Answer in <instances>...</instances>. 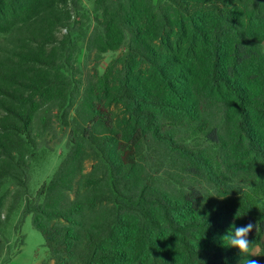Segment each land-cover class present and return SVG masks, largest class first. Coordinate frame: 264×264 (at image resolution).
I'll use <instances>...</instances> for the list:
<instances>
[{"label":"trees","instance_id":"obj_1","mask_svg":"<svg viewBox=\"0 0 264 264\" xmlns=\"http://www.w3.org/2000/svg\"><path fill=\"white\" fill-rule=\"evenodd\" d=\"M96 2L76 39L80 0H0V187L16 188L4 222L28 195L47 104L68 145L22 213L42 264H240L221 237L249 222L247 258L264 264V0ZM18 10L38 19L16 25Z\"/></svg>","mask_w":264,"mask_h":264},{"label":"rangeland","instance_id":"obj_2","mask_svg":"<svg viewBox=\"0 0 264 264\" xmlns=\"http://www.w3.org/2000/svg\"><path fill=\"white\" fill-rule=\"evenodd\" d=\"M80 6L81 10L75 17L76 32L73 36L76 39L80 36V32L91 33L96 25L93 20L100 17L96 0H80ZM72 7H74L72 3L67 6V8ZM25 16L27 21L36 20L39 16V10H35L31 15L25 14ZM11 18L16 25H21L22 21L26 19L21 10H18L17 14ZM64 34L67 35L68 32L57 33L60 38ZM15 35L7 36L3 41L12 42ZM124 53L125 49L122 48L120 51H110L103 54L98 66V73L104 75L112 62L121 58ZM89 56L84 48L78 52V64L83 69L82 77L88 73H93L94 57L90 58ZM48 109L50 111L40 115V122L35 126L37 129L43 125L48 126L51 122L47 131L37 134V148L32 149L29 156L31 181L28 195L23 198L7 222L4 221H6V216L11 208L16 188L12 182L0 187V210L2 212L0 220V264H42L49 257V252L44 246L43 236L33 226L32 216L27 215L22 219L27 201L31 202L42 186L51 181L67 154L68 139L56 117L57 111L45 104L43 110L47 111ZM42 112L41 110L40 113Z\"/></svg>","mask_w":264,"mask_h":264},{"label":"clouds","instance_id":"obj_3","mask_svg":"<svg viewBox=\"0 0 264 264\" xmlns=\"http://www.w3.org/2000/svg\"><path fill=\"white\" fill-rule=\"evenodd\" d=\"M258 230V223L249 222L243 226H231L225 235L221 237L223 241L227 242L228 247L236 248L239 250V253L244 259L240 261V264H259L258 260L249 259L247 257L256 256L258 253L253 251V243L248 237L249 233L253 231V229Z\"/></svg>","mask_w":264,"mask_h":264}]
</instances>
